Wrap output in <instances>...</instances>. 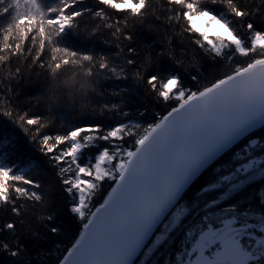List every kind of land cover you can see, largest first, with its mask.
Masks as SVG:
<instances>
[{
  "label": "snow or ice",
  "instance_id": "6c2138e0",
  "mask_svg": "<svg viewBox=\"0 0 264 264\" xmlns=\"http://www.w3.org/2000/svg\"><path fill=\"white\" fill-rule=\"evenodd\" d=\"M97 2L105 7L86 8L83 0H0V16H10V22L0 26V66L8 67L10 76H18L21 68L11 71L10 62L23 56L31 57L33 65L46 67L53 80L60 70L71 67H79L88 77L107 70L111 78L127 79L121 64L76 51L63 39L85 15L99 21L93 33L105 28L112 30L113 37L124 34L131 39L125 31L129 18L150 15L151 0ZM166 3V11L171 13L165 18L167 23L192 34V42L223 66L203 83L193 75L191 88L176 72L163 78L149 75L147 85L168 104L163 114H155L153 122L124 121L106 131L96 124L40 137L41 150L65 165L59 175L73 196L70 210L82 225L78 238L69 241L71 246L57 258L58 264H150L178 230L184 237L164 264H264V138H251L264 128V29L251 19L260 14L264 0L254 9L241 0ZM116 13L124 15L114 18ZM213 24L222 30L210 34ZM26 41L31 46L25 48ZM49 49L45 65L43 56ZM146 71L138 68L136 78L144 79ZM88 87L95 93L94 84ZM5 108L12 109V102L0 95V110ZM104 110L120 113L121 105L105 104ZM2 114L15 115L22 128L38 125V135L44 127L39 116L14 110ZM97 141H106L108 146L94 156V163H82L85 150L97 147ZM240 141L245 143L239 151L220 163ZM8 143L0 142V207L10 205L12 213L19 215L17 201H40L42 196L39 181L26 176L9 159ZM209 169L212 177L206 185L193 188ZM106 180L113 186L97 206L96 197ZM249 187L253 193L222 206ZM15 227L14 222H7L0 231ZM49 231L56 234L60 228L50 226ZM0 250L12 257H21L25 251L19 241L14 246L0 241Z\"/></svg>",
  "mask_w": 264,
  "mask_h": 264
},
{
  "label": "trees",
  "instance_id": "16d2710c",
  "mask_svg": "<svg viewBox=\"0 0 264 264\" xmlns=\"http://www.w3.org/2000/svg\"><path fill=\"white\" fill-rule=\"evenodd\" d=\"M241 3L254 9L260 0H241ZM208 6L224 11L219 5ZM83 7L96 10L105 6L99 5L97 0H83ZM168 7L166 0H151L150 15L140 19L129 18L125 31L131 39L125 38L124 34L119 39L113 37L112 30L105 28L93 33L92 29L99 21L88 15L79 18L78 27L70 30L64 37L63 43L76 51L91 53L97 57L105 56L109 58L110 64H121L127 70V79L111 78L107 70L98 76L88 77L79 67H71L60 70L53 80L46 67L41 68L39 63L33 65L31 57L25 59L23 56L13 57L10 62L11 71L21 68L18 76H10L9 68L0 66V95L12 102V109L0 110V142L9 141L5 149L9 153V159L23 169L26 176L39 181L38 191L42 196L40 201H17L19 215L12 213L10 205L0 207V228L7 222H14L16 225L14 230L0 231V241L13 246L19 241L25 249L21 257H12L8 252L0 250V264H58L57 258H62L66 249L71 246L69 241L78 238L82 230L80 219L70 210L73 196L66 191L59 175L60 167L65 165L55 161L54 154L41 150L42 135L55 137L66 134L74 127L88 128L96 124L106 131L124 121L142 124L153 122L155 114H163L168 104L147 85L149 75L159 74L163 78L176 72L185 86L191 88L194 83L193 75H198L203 83L223 66L221 62H214L192 42V34L184 33L179 26L167 23L165 18L171 14L166 11ZM23 11L21 8V12ZM108 11L111 13L113 10ZM123 15L116 13L114 18H122ZM228 18L233 19L230 15ZM251 19L257 28L264 29V8ZM236 21V26L240 27L239 18ZM8 22L9 15L0 16V26H6ZM29 46L31 41H26L25 48ZM129 48L135 49V52H129ZM49 54L50 49L43 56L45 65ZM128 59L135 63L127 65ZM138 68H147L142 80L136 78ZM65 81L68 83L65 84ZM81 84L85 85L84 88L80 87ZM89 84H94L95 93L88 87ZM116 92L119 93L118 96L114 94ZM111 103H119L121 112L104 110V105ZM6 110L27 113L29 117L39 116L44 127L39 135L35 131L38 125L25 124L22 128L16 122L15 115L9 117L2 114ZM251 138H264V128L256 130ZM243 143L245 141L238 142L219 162L228 160L239 151ZM97 145L85 150L82 163H94V156L108 146V142L97 141ZM215 166L214 164L213 167ZM211 177L212 170L209 169L193 188L205 186ZM112 186L113 182L110 180L102 182L96 197L97 206L103 202ZM249 193H253V187L247 188L233 200L225 201L222 206L234 203L236 199ZM48 216H53L54 219L49 221ZM50 226H58L60 231L53 234L49 231ZM183 237L184 232L178 230L172 240L152 257L150 264H164L168 253L174 254L177 251Z\"/></svg>",
  "mask_w": 264,
  "mask_h": 264
},
{
  "label": "rangeland",
  "instance_id": "374dc122",
  "mask_svg": "<svg viewBox=\"0 0 264 264\" xmlns=\"http://www.w3.org/2000/svg\"><path fill=\"white\" fill-rule=\"evenodd\" d=\"M199 23V22H198ZM222 29L220 28V26L219 25H215V24H213L212 26H211V28L209 29V33L211 34L212 32H215V31H221Z\"/></svg>",
  "mask_w": 264,
  "mask_h": 264
},
{
  "label": "water",
  "instance_id": "95a60500",
  "mask_svg": "<svg viewBox=\"0 0 264 264\" xmlns=\"http://www.w3.org/2000/svg\"><path fill=\"white\" fill-rule=\"evenodd\" d=\"M111 191V190H110ZM107 197V196H106ZM99 206V205H98Z\"/></svg>",
  "mask_w": 264,
  "mask_h": 264
}]
</instances>
